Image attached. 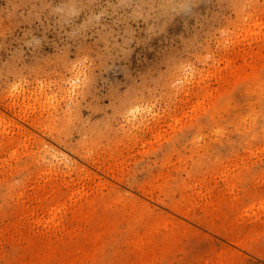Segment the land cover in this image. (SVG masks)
I'll use <instances>...</instances> for the list:
<instances>
[{
    "label": "rangeland",
    "instance_id": "374dc122",
    "mask_svg": "<svg viewBox=\"0 0 264 264\" xmlns=\"http://www.w3.org/2000/svg\"><path fill=\"white\" fill-rule=\"evenodd\" d=\"M262 255L264 0H0V264Z\"/></svg>",
    "mask_w": 264,
    "mask_h": 264
},
{
    "label": "bare ground",
    "instance_id": "6f19581e",
    "mask_svg": "<svg viewBox=\"0 0 264 264\" xmlns=\"http://www.w3.org/2000/svg\"><path fill=\"white\" fill-rule=\"evenodd\" d=\"M202 82V81H201ZM198 84H200V82L198 81L197 82ZM198 84H196V85H198ZM201 85V84H200ZM195 86V85H194ZM202 86V85H201ZM192 88V87H191ZM201 88H203V87H201ZM201 88H197V93H202V89ZM190 89V88H189ZM217 90V89H216ZM218 91V90H217ZM216 91V92H217ZM204 93H209L208 91H206V92H204ZM218 93V92H217ZM222 93V92H221ZM21 111V110H20ZM18 113V112H17ZM19 115H20V113H19ZM150 123V122H149ZM152 125V124H151ZM139 127H140V125H139ZM139 129V128H138ZM132 130H133V128H132ZM134 137V136H133ZM129 138V137H128ZM139 138V137H138ZM137 138V139H138ZM130 139V138H129ZM148 153V152H147ZM94 160V159H93ZM96 161V160H95ZM98 166V165H97ZM100 166V165H99ZM90 171V170H89ZM78 174H79V172H78ZM152 174V173H151ZM113 175V174H112ZM124 175L125 174H123V177H124ZM71 176V175H70ZM114 176H115V174H114ZM72 177V176H71ZM71 177H70V179H71ZM116 177V176H115ZM118 177V176H117ZM116 177V178H117ZM152 178H153V176H151ZM73 178V177H72ZM86 178V177H85ZM120 178V177H119ZM122 178V177H121ZM66 180H68L67 178H65ZM118 179V178H117ZM150 180V179H149ZM153 180H155V179H153ZM74 181V180H73ZM106 181H108V180H106ZM102 182V181H101ZM110 182V181H109ZM146 182H148L147 180H146ZM145 182V183H146ZM150 182V181H149ZM65 183V182H64ZM69 183V182H68ZM104 184V183H103ZM102 184V185H103ZM148 184V183H147ZM160 185L162 184V183H159ZM159 184L157 183L156 185L157 186H159ZM164 184L166 185V182H164ZM108 185V184H107ZM140 185V184H139ZM152 186V185H151ZM154 186H155V184H154ZM153 186V187H154ZM174 186V185H173ZM62 187V186H61ZM103 187H104V185H103ZM146 187H147V185H146ZM156 187V186H155ZM159 187H161V186H159ZM157 188V187H156ZM153 189V188H152ZM151 189V190H152ZM140 190H143V192H144V194H146V195H149V196H151V197H154V195H153V193L151 192V191H148L147 189H142V188H140ZM159 192V191H158ZM167 192V191H166ZM159 194V193H158ZM69 196V195H68ZM189 197V196H188ZM138 199H140V197H138ZM152 201H153V199H151ZM160 203H164V204H166V205H168V206H170V204L168 203V202H166V201H164V199H161V198H158L157 199ZM139 201V200H138ZM141 201V200H140ZM141 202H143V201H141ZM151 202V201H150ZM182 202V201H181ZM188 202V201H187ZM149 203V202H148ZM147 203V204H148ZM190 203V202H189ZM138 204H140V203H138ZM143 204V203H142ZM151 205V204H150ZM150 205H147V207L146 208H148V206H150ZM176 205V206H175ZM175 205H172L173 206V208H175L176 210H178L179 212H181V213H184V215H186V216H190L191 217V215H190V210L188 209H186V208H188V207H186V208H180V207H178V204L177 203H175ZM144 206H146V205H143V207ZM153 207V206H152ZM185 207V206H184ZM193 207V206H192ZM140 208V207H139ZM142 208V207H141ZM145 208V207H144ZM145 208V209H146ZM135 209H137L138 210V208H135ZM149 209H151V208H149ZM152 209H154V208H152ZM151 209V210H152ZM168 209V208H167ZM137 210H135V212L137 211ZM207 210V209H206ZM150 211V210H149ZM148 210H147V212H146V214H149L150 215V212H149ZM158 211V210H157ZM156 211V212H157ZM160 211V210H159ZM145 212V211H144ZM143 212V213H144ZM155 212V211H154ZM153 213L152 214V217H154L155 216V214H157L156 215V217H155V219L156 218H159V220H160V216L158 217V213ZM193 212V211H192ZM143 213H140V214H142V216L141 217H143V215L145 214H143ZM151 213H152V211H151ZM160 213H162V211L160 212ZM194 213V212H193ZM169 214H171V213H169ZM135 215V214H134ZM154 215V216H153ZM176 215V214H175ZM174 215V216H175ZM215 215V214H214ZM170 216V215H169ZM171 216H172V214H171ZM170 216V217H171ZM179 216V215H178ZM219 216V215H218ZM140 216H138V218H139ZM167 217V216H166ZM144 218V217H143ZM151 218V217H150ZM149 218V219H150ZM177 218V217H176ZM176 218H174L173 217V219L174 220H177ZM161 219H163V217L161 216ZM137 221H141V220H139V219H136ZM146 220V219H145ZM158 220V221H159ZM170 221H171V219H169ZM142 221H144V219L142 220ZM150 221V220H149ZM163 221H165V220H163ZM200 221H203V220H201L200 219ZM167 222V223H166ZM166 224H168V221L166 220ZM173 222H175V221H173ZM189 222H191V221H189ZM154 224L156 223V222H153ZM162 223V222H161ZM154 224H152V226L154 225ZM157 224V223H156ZM156 224H155V226H156ZM158 224H160V223H158ZM163 224V223H162ZM173 224V223H172ZM209 228H213V229H215L216 231H218V232H223V234H225V235H227L228 237H230V238H232L233 240H236L237 242H239V244L241 243L243 246H246V247H248V248H250V249H254L255 248V246L253 245V244H251V242H244V241H242L241 239H238V238H234L235 237V235H231L230 233H224V230H223V227L218 223V222H216L215 220L213 221H211V222H206L205 223ZM165 225V224H164ZM174 225V224H173ZM176 225V224H175ZM185 225V224H184ZM150 226V225H149ZM151 226V227H152ZM172 226V225H171ZM263 226V225H262ZM151 227H150V230L152 231V230H154L155 228L154 227H152V229H151ZM154 228V229H153ZM166 228H167V226H166ZM189 228V227H188ZM146 229H148L147 227H146ZM156 231V230H155ZM159 231V230H158ZM242 231V230H241ZM243 232V231H242ZM148 233V232H147ZM155 233V232H154ZM149 234H151V233H149ZM243 234V233H242ZM234 236V237H233ZM237 236V235H236ZM238 237H239V235H238ZM246 237V236H245ZM245 237H243V238H245ZM212 240V239H211ZM227 242H230L229 240L227 241ZM231 243V242H230ZM233 243V242H232ZM226 245H227V243H226ZM235 245H237V244H235ZM211 246H213V245H211ZM233 246V245H232ZM230 247V246H229ZM236 247V246H235ZM238 247V246H237ZM215 247L213 246V249H214ZM212 249V250H213ZM232 249H233V247H232ZM238 249V248H237ZM242 251V250H241ZM222 252V251H221ZM240 252V251H239ZM212 253V252H211ZM234 253V252H233ZM241 253H243V252H241ZM245 253V252H244ZM243 253V254H244ZM219 255H220V253H219ZM218 255V256H219ZM223 255V254H222ZM262 256H264V255H262ZM217 258V257H216ZM218 259V258H217ZM207 261V260H206ZM233 261V260H232ZM236 262V261H235ZM195 263V262H194ZM207 263V262H206ZM238 262H236V264H237Z\"/></svg>",
    "mask_w": 264,
    "mask_h": 264
}]
</instances>
